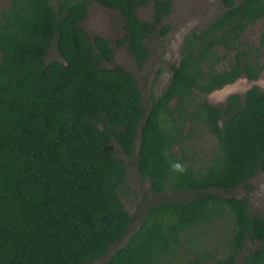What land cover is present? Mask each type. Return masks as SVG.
Here are the masks:
<instances>
[{
  "label": "trees",
  "instance_id": "16d2710c",
  "mask_svg": "<svg viewBox=\"0 0 264 264\" xmlns=\"http://www.w3.org/2000/svg\"><path fill=\"white\" fill-rule=\"evenodd\" d=\"M90 2L118 13L117 44L138 67L170 30L171 0H9L0 11V264H264V217L235 194L264 174V90L207 100L264 70V31L244 38L264 26V0H219L147 99L111 42L80 27ZM51 48L59 59L46 63ZM202 132L214 147L199 156ZM206 229L224 244L205 243Z\"/></svg>",
  "mask_w": 264,
  "mask_h": 264
},
{
  "label": "rangeland",
  "instance_id": "374dc122",
  "mask_svg": "<svg viewBox=\"0 0 264 264\" xmlns=\"http://www.w3.org/2000/svg\"><path fill=\"white\" fill-rule=\"evenodd\" d=\"M240 0H235L239 2ZM9 4V0H0V11L4 10ZM223 11L219 0H171V12L164 20V24L170 25V30L166 37L157 39L151 38L147 41V47L150 51L151 57L148 62L138 67L133 57L127 52L125 45L117 44L123 38V30L121 28V19L116 11L108 10L90 2L88 4L87 18L80 24V27L88 34L89 38L93 36H100L108 39L111 42L113 51L114 63L122 66L125 70L130 72L139 84L143 96L147 99L150 92L153 91L156 95L160 94L171 77L170 67L178 64L180 59L181 47L184 38L193 30L201 29L208 25L212 20L218 17ZM138 17L141 20H148L151 15L149 6L138 10ZM264 31L262 23L253 25L244 34V38L253 42L256 41L259 33ZM59 59L58 55L51 48L44 58V62L48 63L51 60ZM263 63H264V58ZM109 67V65H106ZM258 85H263L261 89L264 90V73L254 82ZM252 83H248L245 79H239L233 87L227 91H222V95L210 94L208 95L210 103L214 105H221L228 93L246 92ZM220 91V90H218ZM206 135L205 132L198 135L196 139L194 150L199 156L210 153L214 147V141ZM175 152L179 149L175 148ZM251 185L254 187L251 191L239 190L235 194L239 196L249 197L251 210L262 214L264 217V174H259L251 180ZM141 188L146 187V185ZM169 195L161 197L162 200L171 199ZM128 212L134 217L138 215L142 207L135 208L134 199L127 201L125 204ZM134 230V226H132ZM224 230V229H223ZM225 232L218 231L212 233L206 229V236L204 242L209 246L219 248L224 244ZM126 241H122L121 243Z\"/></svg>",
  "mask_w": 264,
  "mask_h": 264
},
{
  "label": "water",
  "instance_id": "95a60500",
  "mask_svg": "<svg viewBox=\"0 0 264 264\" xmlns=\"http://www.w3.org/2000/svg\"><path fill=\"white\" fill-rule=\"evenodd\" d=\"M237 81H238V80H237ZM237 81H236V82H237ZM236 82H234V83L231 84V85L224 86L222 89H220V91H218V90L215 91L214 94L222 95V93H223L222 91H227V92H228V89L231 88V87H233L234 84H235ZM255 82H256V81H255ZM256 85H257L256 83L252 82V86H256ZM252 86H251V87H252ZM251 87H250V88H251ZM250 88H249V89H250ZM249 89H248V90H249ZM230 94H234V93H228L227 95H230ZM227 95H226V96H227ZM207 98H208V96H207Z\"/></svg>",
  "mask_w": 264,
  "mask_h": 264
},
{
  "label": "clouds",
  "instance_id": "9594fccd",
  "mask_svg": "<svg viewBox=\"0 0 264 264\" xmlns=\"http://www.w3.org/2000/svg\"><path fill=\"white\" fill-rule=\"evenodd\" d=\"M171 169L178 173H183L185 171V166L179 162H175L171 164Z\"/></svg>",
  "mask_w": 264,
  "mask_h": 264
},
{
  "label": "flooded vegetation",
  "instance_id": "af4514ba",
  "mask_svg": "<svg viewBox=\"0 0 264 264\" xmlns=\"http://www.w3.org/2000/svg\"><path fill=\"white\" fill-rule=\"evenodd\" d=\"M180 60V59H179ZM264 64V63H263ZM263 73H264V70L262 71V73L260 74V76H259V78L258 79H260V77L263 75ZM241 79H245V78H241ZM258 79L257 80H255V81H258ZM246 80V79H245ZM248 81V83H252V82H255V81H249V80H247ZM257 87H260V88H262L263 87V85H256ZM253 87V86H252ZM214 93V92H213ZM245 93V92H244ZM243 93V94H244ZM212 94V93H211ZM237 94H240V93H237ZM227 97H228V95L227 96H225V98H224V102L226 101V99H227ZM207 100H208V103H210V100H209V97L207 98ZM223 102V103H224ZM222 103V104H223ZM211 104V103H210ZM211 105H214V104H211ZM216 106V105H215Z\"/></svg>",
  "mask_w": 264,
  "mask_h": 264
}]
</instances>
